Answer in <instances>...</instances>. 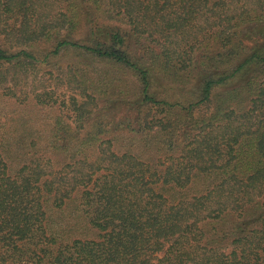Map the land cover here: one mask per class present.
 Returning <instances> with one entry per match:
<instances>
[{"label":"trees","instance_id":"1","mask_svg":"<svg viewBox=\"0 0 264 264\" xmlns=\"http://www.w3.org/2000/svg\"><path fill=\"white\" fill-rule=\"evenodd\" d=\"M0 264H264V0H0Z\"/></svg>","mask_w":264,"mask_h":264},{"label":"rangeland","instance_id":"2","mask_svg":"<svg viewBox=\"0 0 264 264\" xmlns=\"http://www.w3.org/2000/svg\"><path fill=\"white\" fill-rule=\"evenodd\" d=\"M8 20V19H7ZM9 21V23L11 22L10 20H8ZM8 21H6V20H4L3 22H2V24H3V27L5 26V25H7V23H8ZM7 28H9V27H7ZM7 32H10L9 30H7ZM10 37H11V43H18V41L16 40V38H15V36L14 35H12V33H10ZM44 66H46V63H43V65H42V67H43V69H42V72L44 71V69H45V67ZM47 82H49V83H51V86L53 85L52 84V80H48ZM36 87H41V84H39V85H37ZM55 97H57V99H58V101L60 100V99H62V98H65V99H67L68 98V96H69V94L67 93V92H65V90L64 89H58V90H56V93H55V95H54ZM55 97H53V98H55ZM115 105H117V104H115ZM114 105V106H115ZM116 109H118V107L116 106ZM38 112H39V116L42 118V119H44L45 121L48 119L49 121H53V119L55 118V117H57L59 114H60V110L59 109H57L56 107H43V108H40L39 110H38ZM122 113V111L121 112H119V115Z\"/></svg>","mask_w":264,"mask_h":264}]
</instances>
